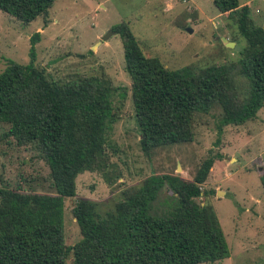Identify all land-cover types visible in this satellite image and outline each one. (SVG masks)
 Here are the masks:
<instances>
[{
    "label": "trees",
    "instance_id": "1",
    "mask_svg": "<svg viewBox=\"0 0 264 264\" xmlns=\"http://www.w3.org/2000/svg\"><path fill=\"white\" fill-rule=\"evenodd\" d=\"M54 1L0 0V10L23 23L41 17L46 25ZM213 3L235 19L246 41L239 51L230 49L238 58L228 63L169 69L144 54L126 22L109 29L122 41L140 145L147 153L191 141L196 115L214 105L221 108V127L252 120L264 106V28L252 22L250 6L239 0ZM39 38L38 31L29 38V63L9 60L0 72V123L8 125L3 138L30 146L45 162L55 193L0 187V264H206L228 257L216 214L196 201L213 156L201 162L192 179L150 175L122 190L108 207L78 200L73 215L80 239L66 245L64 199L75 195L76 176L112 166L106 129L117 119L109 100L114 87L95 76L51 79L34 64ZM232 41L238 44L236 37ZM235 70L247 81L245 89L235 84ZM103 176L108 184L117 179ZM260 182L264 190V172Z\"/></svg>",
    "mask_w": 264,
    "mask_h": 264
},
{
    "label": "rangeland",
    "instance_id": "2",
    "mask_svg": "<svg viewBox=\"0 0 264 264\" xmlns=\"http://www.w3.org/2000/svg\"><path fill=\"white\" fill-rule=\"evenodd\" d=\"M248 2L256 26L264 28V0ZM244 5V4H241ZM233 18V17H232ZM219 12L213 0H55L48 24L41 17L23 23L0 10V72L7 61L31 60L30 36L40 32L34 45V64L54 80L95 76L108 80L110 110L117 119L106 129V171H84L76 176L75 195L64 199V238L68 246L80 239L73 208L88 199L108 207L122 190L154 174L192 179L201 162L215 157L196 198L216 214L229 249L228 257L206 264H264V106L242 124L220 126L221 108L196 115L191 141L162 145L148 153L140 145V129L132 102L131 80L125 70L122 41L110 27L126 22L147 56L158 57L169 69L205 68L236 60L237 54L222 38H237L235 19ZM186 27L192 29L187 32ZM235 70L234 82L247 81ZM8 125L0 123V187L54 194L49 169L30 146L3 138ZM105 173L117 175L108 184ZM163 192L171 195V191ZM69 261V260H68Z\"/></svg>",
    "mask_w": 264,
    "mask_h": 264
},
{
    "label": "water",
    "instance_id": "3",
    "mask_svg": "<svg viewBox=\"0 0 264 264\" xmlns=\"http://www.w3.org/2000/svg\"><path fill=\"white\" fill-rule=\"evenodd\" d=\"M187 30V32H191L192 29L190 27H186L185 28ZM222 41L224 42V45L230 49H234L235 51H239L240 47L238 45L235 44L234 41L231 40H227L226 38H222Z\"/></svg>",
    "mask_w": 264,
    "mask_h": 264
},
{
    "label": "crops",
    "instance_id": "4",
    "mask_svg": "<svg viewBox=\"0 0 264 264\" xmlns=\"http://www.w3.org/2000/svg\"><path fill=\"white\" fill-rule=\"evenodd\" d=\"M241 4H247V5L249 6V3H248V2H245V3H240V5H241ZM221 14H222V13H221Z\"/></svg>",
    "mask_w": 264,
    "mask_h": 264
}]
</instances>
